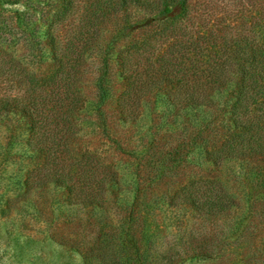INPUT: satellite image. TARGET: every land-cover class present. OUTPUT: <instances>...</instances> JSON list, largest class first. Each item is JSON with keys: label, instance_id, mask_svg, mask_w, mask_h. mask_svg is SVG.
I'll use <instances>...</instances> for the list:
<instances>
[{"label": "rangeland", "instance_id": "obj_1", "mask_svg": "<svg viewBox=\"0 0 264 264\" xmlns=\"http://www.w3.org/2000/svg\"><path fill=\"white\" fill-rule=\"evenodd\" d=\"M68 1L0 0V101L31 95L43 102L47 128H58L50 77L62 61L77 59L69 145L93 156L94 171L97 159L108 166L110 190L100 205L84 202L79 175L62 187L52 169L50 180L25 186L39 160L30 158L33 144H42L30 143L28 118L1 114L0 264H264L262 153L250 159L240 150L246 129L229 111L239 95L229 67L208 85L219 50L261 32L264 0H185L176 22L170 0H124L113 9L107 5L115 0ZM178 61L188 64L186 73L172 67ZM202 81L208 86L195 99L204 104L183 106L189 85ZM236 133L235 148L225 149ZM72 162L60 158L68 172ZM209 179L238 205L216 216L194 209L188 187Z\"/></svg>", "mask_w": 264, "mask_h": 264}, {"label": "trees", "instance_id": "obj_2", "mask_svg": "<svg viewBox=\"0 0 264 264\" xmlns=\"http://www.w3.org/2000/svg\"><path fill=\"white\" fill-rule=\"evenodd\" d=\"M132 1L135 2L136 0ZM170 1L174 4V9L170 11V16L173 19V22H176L180 16L185 14L186 1ZM123 2L124 0H115L111 2L112 4L108 3L107 8L113 9L116 4L121 5ZM149 4L150 6H153L152 8L154 11H158L161 8V3ZM67 7V5L64 6V8ZM98 25L99 23L91 25V29L95 30ZM259 26L261 28V32L258 36H255V38H252L251 36H243L239 39L240 41H235L236 44L232 43L230 46H226L222 49V51L220 49L219 52L221 53L219 58L213 62L209 61L208 64L211 74L209 76L208 85H215L226 73H228L227 68L229 67V74H233V76L236 77L232 86L236 89L235 92L239 94L229 111L232 112V114H236V116L238 115L237 118L239 122L242 126L245 125L244 128L246 129L242 135L244 149L242 146V149L240 150L242 151V154L244 153V156L246 153L250 155V159L254 156H259L262 153L261 159L263 161L264 128L261 125H264V22ZM234 46L239 52L241 51L240 54L242 55V58L239 59V55L234 56L232 52V50H235ZM69 52L76 57L78 54L77 44L73 43L72 49H70ZM227 53H229L228 57L226 55ZM233 59L237 60L236 66L235 63H230ZM76 60L77 59H72L70 61V59H67L66 62L62 61L55 74L50 77L51 80L56 82V90L53 92L55 94V100L53 101L54 105H52V107L55 111V119L58 121V128H47V124H49L48 119L44 118L41 113H39L40 105L41 103L43 104V102H41V100H37L31 95H13L6 98V100L4 99V101H0V115L4 113H14L28 118L31 129L29 138L30 143L33 144L34 142H37L42 144L38 146L33 144L34 147L31 149L33 153L30 158L34 160L38 158L39 160L36 161L33 167L28 169L25 173V186H28L34 181V179L38 180L39 183L41 180L49 179L50 169L54 172L53 175L58 176L55 178V182L62 187H69L70 182L75 184L74 176L79 175L78 179L82 182L80 190L82 192L79 194V198H81L84 202L86 201L93 205H100L102 201L106 200V192L110 190V183L106 180L109 176V172L107 171L108 166L97 159L96 163L98 166L97 170L94 171L93 165H95V163L93 156L86 153L82 155H75L73 152L74 149L69 145L71 144L70 133L72 131L70 128L73 126L72 116L78 107L79 102L78 99L76 100L78 97V91L76 89H78V87L75 86V83L72 80L76 70ZM174 66H177V72L182 74L186 73V69H189L187 68L188 64L183 61H178L177 63L175 62L172 67ZM165 67L170 68L169 63L165 65ZM239 75H241V78H239ZM183 78L184 76H182V79ZM32 80V84H30L32 91H36V88L39 87L40 84L36 82L38 81L37 79L34 78ZM135 80V82L138 83L139 80ZM208 85H205V81L199 82L196 85H189L190 88L195 87V91L193 93L190 88L188 89L189 91L186 92L188 94V101H186L183 106H186L187 108L189 105L192 107L203 105L204 102L202 100L197 101L195 97L196 93H203ZM135 102L136 100L133 99L129 104L134 106ZM259 102H261V108L259 109L260 116L258 115L257 129L253 132V128H251V123H249V121L252 119L251 113L254 110L253 105L255 103L258 104ZM243 116L246 117L244 118ZM237 134L238 133L230 139L231 144H229L230 142L227 143L228 140L223 143L225 149L226 147H229L230 150L235 148L234 146L236 140L234 139L237 138ZM220 151L222 152L223 149ZM66 154L74 160V162H72L74 164L72 165H74L73 167L75 168L73 169V167H71L72 171L70 172L62 169L60 166V158H62V156H66ZM233 156L239 157V153L237 156ZM81 169H84L88 173L83 175V171H81ZM70 173L72 174L71 177H69ZM195 183L197 187L194 186L195 184L191 185L193 187H188L190 188L188 198L194 209H204L209 216H216L222 210L231 209L232 207L238 205L234 196L224 190L217 179L215 181L209 179L206 182L196 180ZM9 199L11 198H8V200ZM240 226V221L234 225L236 229H240V232H243Z\"/></svg>", "mask_w": 264, "mask_h": 264}]
</instances>
